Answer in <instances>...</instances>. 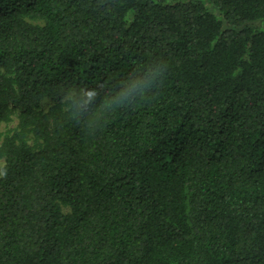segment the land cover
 <instances>
[{
	"label": "trees",
	"instance_id": "16d2710c",
	"mask_svg": "<svg viewBox=\"0 0 264 264\" xmlns=\"http://www.w3.org/2000/svg\"><path fill=\"white\" fill-rule=\"evenodd\" d=\"M148 63L156 88L97 125L55 102ZM14 116L0 264H264V0H0Z\"/></svg>",
	"mask_w": 264,
	"mask_h": 264
},
{
	"label": "clouds",
	"instance_id": "9594fccd",
	"mask_svg": "<svg viewBox=\"0 0 264 264\" xmlns=\"http://www.w3.org/2000/svg\"><path fill=\"white\" fill-rule=\"evenodd\" d=\"M134 73L135 69L121 81L110 97H105V93L113 90H104L99 86L95 88L83 86L66 90L54 98L55 102L63 104L70 119H81L93 112L97 105H101V112L90 119V125H97L103 116L121 108L131 107L136 101L146 98L160 80L159 69L152 67L150 63L138 74Z\"/></svg>",
	"mask_w": 264,
	"mask_h": 264
},
{
	"label": "rangeland",
	"instance_id": "374dc122",
	"mask_svg": "<svg viewBox=\"0 0 264 264\" xmlns=\"http://www.w3.org/2000/svg\"><path fill=\"white\" fill-rule=\"evenodd\" d=\"M39 23L40 22H35L34 24H39ZM49 101L50 100H45L44 102L47 103ZM17 123H18V121H17V118L15 116L12 118L11 122H8V123L2 122V123H0V134H4V133L12 131L13 129L16 128ZM2 164H3V161H0V166ZM62 211H63L64 214H66V213L69 212V208L68 207H63Z\"/></svg>",
	"mask_w": 264,
	"mask_h": 264
}]
</instances>
